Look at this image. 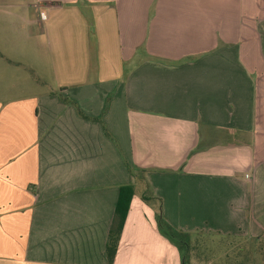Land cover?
<instances>
[{"label":"crops","instance_id":"obj_1","mask_svg":"<svg viewBox=\"0 0 264 264\" xmlns=\"http://www.w3.org/2000/svg\"><path fill=\"white\" fill-rule=\"evenodd\" d=\"M128 184L112 264H183L159 200L182 232L264 240V0H0V264H109Z\"/></svg>","mask_w":264,"mask_h":264},{"label":"rangeland","instance_id":"obj_2","mask_svg":"<svg viewBox=\"0 0 264 264\" xmlns=\"http://www.w3.org/2000/svg\"><path fill=\"white\" fill-rule=\"evenodd\" d=\"M42 17H44V15H42ZM88 25H89L88 22H86L85 32H84L83 36H85V34H86V36L88 35L89 39H91L90 41H91L92 46L90 47V49L92 48V50H91V51H93L92 54L94 55L95 59L98 61V52H96V48L98 45V39H97V37H95L96 35L94 34V27H92V25L89 27ZM39 30L42 31V28L41 29L39 27L31 28V34L35 37L36 44H38V45L46 44L45 38L42 36L40 37V35L38 33ZM49 41H50V39L47 40L48 43H50ZM31 42L34 43V39H32ZM83 47H87L86 44L83 45ZM83 54L84 53L80 52V55H83ZM45 55L48 57V58H46L47 62L45 63V66H47V68H46V71L42 72V74H44V75H42V78L41 77L40 78L42 80L46 81L47 84L42 85V89L53 91L54 94L56 95V94H59V92H60L59 84H60V80H61L60 77H58L56 74V64H55L57 62L56 52L48 50L45 53ZM90 68H91V64H90L89 69ZM94 70H96V68H94ZM32 76L33 75H31L28 71H26L25 77L27 78V81H31V83H33V85H36V84H34L35 82H32V81H34V78ZM16 77H18V75ZM90 80L92 83H94L97 80H99V76L95 75V72L93 71V73L90 77ZM82 81H84V79L81 80L79 78L77 80V82H82ZM17 82H19V80L16 79V83H15L16 91L19 92L20 91V89H19L20 83H17ZM60 97H61V95H60ZM163 220L165 221L164 218H163ZM165 223L170 225L172 228H174L171 224L167 223L166 221H165ZM174 229L177 231H182L180 229H176V228H174ZM201 234H203V235H201L199 239L203 243H200L199 247L197 244L194 243V241H191L192 250H190L189 252H190V256H191L190 261L192 264H233V262H234L233 259L235 257H238V254L241 255L238 252L243 253L244 252V246H246V244L251 243L249 241H246V242L245 241H239V242L238 241H230V242L235 243L234 245L230 246V244L227 245L224 242L220 243L221 241H224V240H221L220 238H216L214 236H205L206 233H204V232H202ZM192 237H194V235ZM193 239H195V237ZM206 242L208 244H206ZM241 246H243V250L241 249ZM237 249H239L240 251H236ZM245 249L249 250V246H246ZM182 251L186 252V249L183 248ZM183 252H182V254H184ZM228 255H230V257H228ZM255 255H256L255 257H258L257 254H255ZM239 259H240L239 261L241 262V261H244L245 258H244V256H241ZM259 260L260 261L256 262V264H262L261 259H259ZM253 262H255V261H253Z\"/></svg>","mask_w":264,"mask_h":264},{"label":"trees","instance_id":"obj_3","mask_svg":"<svg viewBox=\"0 0 264 264\" xmlns=\"http://www.w3.org/2000/svg\"><path fill=\"white\" fill-rule=\"evenodd\" d=\"M61 99L66 103H73L71 100L67 98L61 97ZM98 121L103 123L99 119ZM103 126L105 127L104 123H103ZM141 172L143 171H140L139 173ZM135 173L136 172H133L134 175ZM139 173H137L136 176H138ZM134 195H135V187L132 184L121 186L119 189V195H118L117 203L115 206V211H114L112 223L110 226V231H109L108 240H107V247H106V256H107L109 264L113 263L114 258L116 256L118 245H119L120 238L122 235V230H123V227H124V224H125V221H126L129 209H130V204L132 202ZM142 198L147 203H150L152 200H155L153 197L146 196V195H143ZM157 213H158L157 220H158L160 231L165 236H167L172 242H174L180 248V250H182L183 248L186 249V252L182 251L184 253L183 258H182L183 264H192L190 261L191 256L189 252L190 250H192L191 241H194V243L197 244L199 247L200 243H203L199 239L200 236L203 234L198 233L194 235L195 239H193L194 238L192 237L193 235H190L182 231H177L174 228H172L170 225L166 224L162 217V208H161L160 200H159V207H158ZM205 236H212V235L205 234ZM230 241H235V240L228 239V240L221 241L220 243L224 242L227 245L230 244V246L235 244L234 242H230ZM206 244L208 243L206 242ZM246 246H249V250L245 249ZM246 246H244L243 253L238 252L241 255L238 254V257H235L233 259L234 261L233 264H253V263L256 264V262L260 261L259 259H261L262 264H264V240L262 238L260 239L255 238L251 240V243L246 244ZM241 249L243 250V246H241ZM236 251H240V250L237 249ZM255 254H257L258 257H255L256 256ZM239 256L240 257L244 256L245 258L244 261L240 262ZM228 257H230V255H228Z\"/></svg>","mask_w":264,"mask_h":264}]
</instances>
